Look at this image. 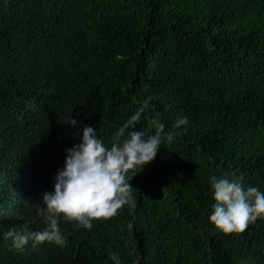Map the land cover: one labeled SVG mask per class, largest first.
<instances>
[{
    "label": "trees",
    "instance_id": "1",
    "mask_svg": "<svg viewBox=\"0 0 264 264\" xmlns=\"http://www.w3.org/2000/svg\"><path fill=\"white\" fill-rule=\"evenodd\" d=\"M149 97L181 135L130 180L135 206L91 230L61 217L63 248L13 249L9 228L46 227L36 209L83 128L110 146ZM233 173L264 192V0H0V264H264V218L209 221L210 177Z\"/></svg>",
    "mask_w": 264,
    "mask_h": 264
},
{
    "label": "clouds",
    "instance_id": "2",
    "mask_svg": "<svg viewBox=\"0 0 264 264\" xmlns=\"http://www.w3.org/2000/svg\"><path fill=\"white\" fill-rule=\"evenodd\" d=\"M150 100L151 97L144 100L115 132L110 146L97 136L93 127L83 128L80 142L65 149V164L57 170L54 191L44 192L43 207L36 209L46 227L31 231L29 221H25L19 230L9 228L3 236L11 240L13 249L23 251L29 241L33 247L49 242L63 248L68 240L59 227L61 217L91 230L94 221L115 217L125 205L135 206L130 180L153 162L161 145L181 135L178 131L165 132L161 123L163 113L155 111ZM142 117L149 119L148 126L136 130ZM187 122L186 117L178 119L173 128ZM68 123L75 126L77 121L70 118ZM210 184L215 203L209 221L223 233H243L257 219L264 218V192L254 186L245 187L242 176L234 173L230 177L211 176ZM110 259L121 264L116 254Z\"/></svg>",
    "mask_w": 264,
    "mask_h": 264
}]
</instances>
